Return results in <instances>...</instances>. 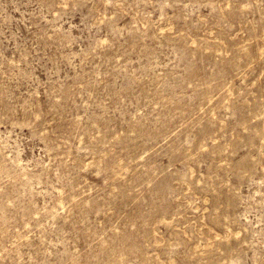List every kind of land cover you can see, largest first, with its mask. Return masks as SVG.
I'll use <instances>...</instances> for the list:
<instances>
[{"label": "rangeland", "instance_id": "rangeland-1", "mask_svg": "<svg viewBox=\"0 0 264 264\" xmlns=\"http://www.w3.org/2000/svg\"><path fill=\"white\" fill-rule=\"evenodd\" d=\"M0 264H264V0H0Z\"/></svg>", "mask_w": 264, "mask_h": 264}]
</instances>
